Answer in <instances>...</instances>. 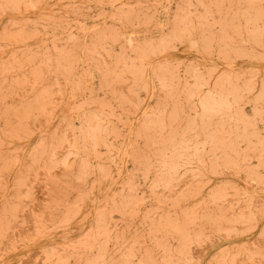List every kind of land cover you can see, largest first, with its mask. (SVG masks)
<instances>
[{
	"label": "rangeland",
	"instance_id": "374dc122",
	"mask_svg": "<svg viewBox=\"0 0 264 264\" xmlns=\"http://www.w3.org/2000/svg\"><path fill=\"white\" fill-rule=\"evenodd\" d=\"M0 264H264V0H0Z\"/></svg>",
	"mask_w": 264,
	"mask_h": 264
}]
</instances>
